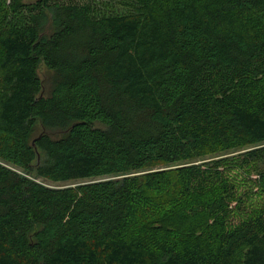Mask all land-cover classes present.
I'll return each mask as SVG.
<instances>
[{
    "label": "trees",
    "instance_id": "obj_1",
    "mask_svg": "<svg viewBox=\"0 0 264 264\" xmlns=\"http://www.w3.org/2000/svg\"><path fill=\"white\" fill-rule=\"evenodd\" d=\"M124 5L0 0V264H264V0Z\"/></svg>",
    "mask_w": 264,
    "mask_h": 264
},
{
    "label": "rangeland",
    "instance_id": "obj_2",
    "mask_svg": "<svg viewBox=\"0 0 264 264\" xmlns=\"http://www.w3.org/2000/svg\"><path fill=\"white\" fill-rule=\"evenodd\" d=\"M82 1H95L96 3L99 4V6L102 4L107 10L114 8L115 12L119 13H128L129 8H127L126 5H124V0H82ZM1 13H0V18H1ZM38 75L40 79L43 81V95L48 96L55 83V77L56 73L49 69L44 63H41L38 69ZM251 147H244L240 148L237 150H232L229 152H225L219 156L221 157H226L227 159H234V157H237L239 154L246 153L249 151ZM176 165H169V166H163L161 168H166V169H173L175 168ZM233 174L236 175V180L238 183V186L240 187L241 191L243 192H249L251 194L249 198V205L253 208L256 209L258 208L261 203L264 201V192L260 189L259 185L256 183V179H259L261 176L262 171L264 170V165L263 162L259 159H256L255 161L251 162L250 164H247L246 166H236V164L231 167ZM81 180H75V181H70V182H59V183H54V182H45L49 186L53 187H64V186H75L79 183H81ZM159 208V211L161 212L160 214H155L152 216V220H157L160 218L164 213L165 209L168 207L173 206L172 203H163ZM160 224L157 222L155 224L156 227H158Z\"/></svg>",
    "mask_w": 264,
    "mask_h": 264
}]
</instances>
